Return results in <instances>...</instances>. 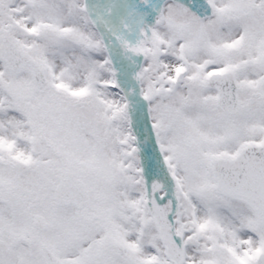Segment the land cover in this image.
<instances>
[{
	"label": "snow or ice",
	"instance_id": "snow-or-ice-1",
	"mask_svg": "<svg viewBox=\"0 0 264 264\" xmlns=\"http://www.w3.org/2000/svg\"><path fill=\"white\" fill-rule=\"evenodd\" d=\"M0 264H264V0H0Z\"/></svg>",
	"mask_w": 264,
	"mask_h": 264
}]
</instances>
